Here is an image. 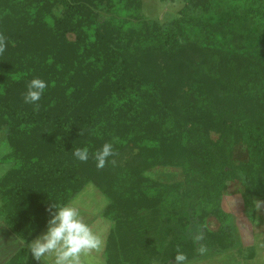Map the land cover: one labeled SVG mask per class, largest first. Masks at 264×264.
<instances>
[{"label": "trees", "instance_id": "1", "mask_svg": "<svg viewBox=\"0 0 264 264\" xmlns=\"http://www.w3.org/2000/svg\"><path fill=\"white\" fill-rule=\"evenodd\" d=\"M33 78L47 87L28 103ZM0 130V219L25 244L50 204L94 185L112 223L106 264H176L178 252L191 263L192 226L206 248L230 250V184L241 181L253 219L264 200V0H185L165 25L143 17L142 0H0ZM238 146L248 159L235 165ZM160 167L183 182L147 177ZM6 264L36 262L22 249Z\"/></svg>", "mask_w": 264, "mask_h": 264}, {"label": "rangeland", "instance_id": "2", "mask_svg": "<svg viewBox=\"0 0 264 264\" xmlns=\"http://www.w3.org/2000/svg\"><path fill=\"white\" fill-rule=\"evenodd\" d=\"M143 17L149 21L166 24L172 18L177 17L179 11L185 6V0H142ZM216 137V136H214ZM10 152L6 130H0V159ZM248 159L245 147L238 146L234 153V164L238 165ZM0 175L4 174L8 166L0 164ZM151 180L164 185H173L183 182L181 169L172 167L154 168L146 173ZM244 188L241 181L230 184L222 197V209L231 215L227 225L235 239V247L227 251H215L206 248L202 243L203 229L192 226L190 236L200 241L198 249L199 257L191 262L193 264H264V200L256 199L255 219L245 209L243 201ZM72 201L78 208L80 215L94 229H104L103 225L97 227L94 221L101 220L108 225L112 223L102 217L103 211L108 205L107 198L94 186L88 185ZM82 207V208H81ZM207 228L217 230L220 223L216 218H210L206 222ZM263 256L261 262L251 260ZM157 264V263H154ZM190 264V263H187Z\"/></svg>", "mask_w": 264, "mask_h": 264}, {"label": "clouds", "instance_id": "3", "mask_svg": "<svg viewBox=\"0 0 264 264\" xmlns=\"http://www.w3.org/2000/svg\"><path fill=\"white\" fill-rule=\"evenodd\" d=\"M47 84L40 78H33L27 85L25 101L35 103L40 100ZM112 154V145L105 143L96 152L97 167L105 165L106 158ZM73 155L81 161L89 157L87 148H77ZM46 228L29 243V250L36 264H101L98 256L103 248V232L86 223L73 203L50 204ZM176 264H185L186 256L178 252Z\"/></svg>", "mask_w": 264, "mask_h": 264}, {"label": "crops", "instance_id": "4", "mask_svg": "<svg viewBox=\"0 0 264 264\" xmlns=\"http://www.w3.org/2000/svg\"><path fill=\"white\" fill-rule=\"evenodd\" d=\"M0 172H1V169H0ZM2 175L3 174H1L0 177ZM73 202L74 201H72L71 203H73ZM0 206H1V202H0ZM106 207H107V205H106ZM81 217L84 220L83 216H81ZM87 220L88 219H85L84 221L87 223ZM105 221H106V219H105ZM94 222L96 223L97 227L100 225H103L104 229H106V230L103 232V241H104L103 248L98 254L93 252V256H98V259L101 262V264H106L104 253H105L106 243H107V239H108L109 233L111 231L112 225H108L101 220H96ZM91 226L94 227V223H91ZM22 249H26L30 253L29 244H25L24 242L19 240L4 225L3 221L0 219V264H6L10 259H12ZM263 256L260 255L257 258L253 257L251 260H254V261L257 260L258 262H261L263 259ZM41 264H43V261L41 262ZM190 264H193V263H190Z\"/></svg>", "mask_w": 264, "mask_h": 264}]
</instances>
